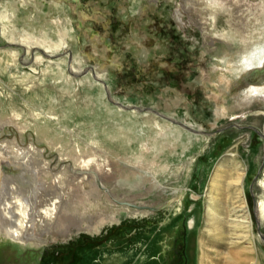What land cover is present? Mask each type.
<instances>
[{"label": "rangeland", "instance_id": "obj_1", "mask_svg": "<svg viewBox=\"0 0 264 264\" xmlns=\"http://www.w3.org/2000/svg\"><path fill=\"white\" fill-rule=\"evenodd\" d=\"M263 64L264 0H0V147L65 186L0 264H264Z\"/></svg>", "mask_w": 264, "mask_h": 264}, {"label": "bare ground", "instance_id": "obj_2", "mask_svg": "<svg viewBox=\"0 0 264 264\" xmlns=\"http://www.w3.org/2000/svg\"><path fill=\"white\" fill-rule=\"evenodd\" d=\"M181 11L182 9L178 11L176 20L184 28L185 22L179 16L185 15L181 14ZM260 68H264V64ZM248 70L250 68L241 71L239 69V74L245 76ZM261 77V73H254L247 75L246 79ZM252 92L251 89L248 91L246 94L248 98L254 96L263 99L256 92ZM5 125L0 124V130ZM4 144L0 147V239H7L23 246L39 247L45 243V233L43 235L42 228L51 226L58 215L61 204L59 195L64 194L65 188L63 178L54 173L55 168L47 162L43 150L35 146L20 148L16 145L17 141ZM91 162L92 160L83 159L85 171L88 170ZM8 169L17 172L16 175L8 174L6 172ZM88 177L89 175H85L84 179ZM261 183L264 186V179ZM54 192L59 193L58 197H53ZM257 211L258 215L259 212L264 214V201L258 202ZM231 226L234 229L239 223ZM216 228L218 231L223 229L220 224ZM260 236L264 240V236ZM228 257L225 264H249L253 255L240 251L237 256Z\"/></svg>", "mask_w": 264, "mask_h": 264}, {"label": "water", "instance_id": "obj_3", "mask_svg": "<svg viewBox=\"0 0 264 264\" xmlns=\"http://www.w3.org/2000/svg\"><path fill=\"white\" fill-rule=\"evenodd\" d=\"M253 210H254V215H255L256 219H258L259 216H258V211H257V205H256V203L254 204ZM258 224H259V221H258Z\"/></svg>", "mask_w": 264, "mask_h": 264}]
</instances>
